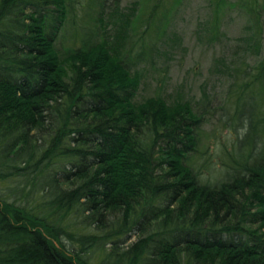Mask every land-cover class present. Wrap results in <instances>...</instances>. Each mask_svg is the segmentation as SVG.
<instances>
[{
    "label": "trees",
    "instance_id": "trees-1",
    "mask_svg": "<svg viewBox=\"0 0 264 264\" xmlns=\"http://www.w3.org/2000/svg\"><path fill=\"white\" fill-rule=\"evenodd\" d=\"M165 1L103 15L93 0L79 46L59 50L68 0H0V264H264V58L240 60L259 50L256 0H215L200 29L221 43V8L248 16L227 91L245 133L206 177L203 114L139 97Z\"/></svg>",
    "mask_w": 264,
    "mask_h": 264
},
{
    "label": "rangeland",
    "instance_id": "rangeland-1",
    "mask_svg": "<svg viewBox=\"0 0 264 264\" xmlns=\"http://www.w3.org/2000/svg\"><path fill=\"white\" fill-rule=\"evenodd\" d=\"M68 1L72 7L73 21L68 19L55 40L59 50L79 46L82 30L90 27L88 18L95 13L93 0ZM105 1L103 15L114 7V0ZM136 1L119 0L118 8L125 10ZM214 1L166 0L158 10H166V18L162 21L160 31L150 40L153 45L151 59L134 66L140 76L139 97L160 95L169 101L180 97L203 114L199 132L200 156L193 159L209 165V172L202 169L204 177L208 173L213 176L217 171L224 172L223 165L228 164L230 158H237L232 148L235 140L241 139L245 133L242 127L245 120L240 124L238 119H233L234 100L228 97L227 91L232 82L231 69L236 66L229 60L234 55L233 50L238 49V43L244 44L248 16L236 6H223L217 24L224 41L206 42L201 31L213 17ZM255 9L260 27L259 50L256 56L252 49L237 52H241L242 67L253 66L264 58V0H256ZM148 32L146 35L149 36ZM232 62H235V58ZM241 106L242 112L248 110L247 104ZM213 168L215 171L210 173Z\"/></svg>",
    "mask_w": 264,
    "mask_h": 264
}]
</instances>
